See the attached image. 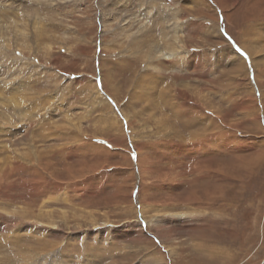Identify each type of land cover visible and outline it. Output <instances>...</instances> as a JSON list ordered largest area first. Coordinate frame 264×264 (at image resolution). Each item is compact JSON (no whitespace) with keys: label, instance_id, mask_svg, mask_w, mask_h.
Segmentation results:
<instances>
[{"label":"rangeland","instance_id":"374dc122","mask_svg":"<svg viewBox=\"0 0 264 264\" xmlns=\"http://www.w3.org/2000/svg\"><path fill=\"white\" fill-rule=\"evenodd\" d=\"M0 264H264V0H0Z\"/></svg>","mask_w":264,"mask_h":264},{"label":"bare ground","instance_id":"6f19581e","mask_svg":"<svg viewBox=\"0 0 264 264\" xmlns=\"http://www.w3.org/2000/svg\"><path fill=\"white\" fill-rule=\"evenodd\" d=\"M13 2V1H12ZM221 6H222V8L225 10V7H224V5L223 4H220ZM15 11V10H14ZM255 25V24H254ZM248 31V30H247ZM250 32V29H249V31L248 32H246L245 31V33H249ZM41 35V34H40ZM245 37V36H244ZM156 48V47H155ZM157 50H158V52H159V48H156ZM161 56H163V55H161ZM169 57V56H168ZM237 58V57H236ZM238 60H240V67L242 66V69H244V70H246V65H245V63L240 59V58H238ZM153 78V77H152ZM257 80V79H256ZM156 81V80H155ZM259 81V80H258ZM153 82V81H152ZM158 83V82H157ZM141 87V86H140ZM136 95V94H135ZM196 96V95H195ZM174 97H176V95L174 96ZM179 98V97H178ZM183 98V97H182ZM148 101V100H147ZM146 102V101H145ZM188 102V101H187ZM168 103V102H167ZM170 103V102H169ZM169 105V104H168ZM174 106V105H173ZM149 108H150V105L148 106ZM168 109H170V108H168ZM201 110H202V112L203 113H205V111H204V109L203 108H201ZM190 111H192V110H190ZM194 114V113H193ZM212 116V115H211ZM175 117H176V115H175ZM214 116H212V118H213ZM207 118H208V116H207ZM210 118V117H209ZM165 119V120H164ZM163 120L164 121H166L167 119L166 118H163ZM209 120V119H208ZM186 121V120H185ZM220 122V121H219ZM126 123H127V127H128V129H129V123L127 122V120H126ZM211 123H212V119H211ZM218 123V122H217ZM167 124H170V123H168V121H167V123L164 125V126H162V127H166L167 126ZM192 128V127H191ZM205 129V128H204ZM203 129V130H204ZM175 130V129H174ZM173 126H172V128H171V130L169 131V132H167L166 134H164L165 136H163V137H167V134H169L171 137H172V135H173ZM168 135V138H170V136ZM211 135V134H210ZM213 135H214V133H213ZM176 136V135H175ZM180 136V135H179ZM189 136V135H188ZM178 137V136H177ZM198 137H199V134L198 135H196V134H192V136H190V138H189V140L188 141H191V146H193L194 148H197L198 146H199V143H197V139H198ZM210 138V137H209ZM206 140V139H205ZM220 140V139H219ZM136 141V140H135ZM201 143V142H200ZM201 145V144H200ZM208 145V144H207ZM199 147H201V146H199ZM185 148V147H184ZM216 148V147H215ZM208 149V148H207ZM200 150V149H199ZM218 150V149H217ZM202 151V150H201ZM193 152V151H192ZM185 153V152H184ZM189 153H191V152H189ZM143 158V157H142ZM146 162L148 161V159H146L145 160ZM143 162V161H142ZM142 162H141V156H140V154L137 152L136 153V166L137 167H143L144 165L142 164ZM150 162V161H149ZM148 164V163H147ZM145 167V166H144ZM138 168V169H139ZM143 169V168H142ZM141 170V169H140ZM198 171V170H197ZM139 174H141L140 172H139ZM199 175V174H198ZM140 182H141V179H140Z\"/></svg>","mask_w":264,"mask_h":264}]
</instances>
